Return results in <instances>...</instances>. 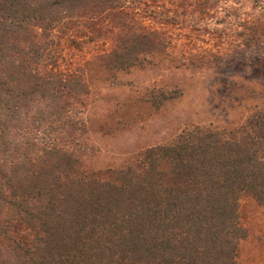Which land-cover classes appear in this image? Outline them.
<instances>
[{
	"label": "trees",
	"instance_id": "obj_1",
	"mask_svg": "<svg viewBox=\"0 0 264 264\" xmlns=\"http://www.w3.org/2000/svg\"><path fill=\"white\" fill-rule=\"evenodd\" d=\"M129 8L0 0V264H237L247 238L240 201L264 206V112L229 139L195 126L106 177L81 169L80 106L91 89L79 63H64L63 45ZM150 31L83 38L104 39L92 55L115 74L162 53Z\"/></svg>",
	"mask_w": 264,
	"mask_h": 264
},
{
	"label": "rangeland",
	"instance_id": "obj_2",
	"mask_svg": "<svg viewBox=\"0 0 264 264\" xmlns=\"http://www.w3.org/2000/svg\"><path fill=\"white\" fill-rule=\"evenodd\" d=\"M129 1V9L107 13L103 25L83 27L78 44L63 45L64 63H79L91 89L80 106L81 169L101 177L195 126L229 139L264 112V0ZM144 26L162 40L163 51L143 66L112 74L92 55L104 39L92 34L95 43L85 48L84 33ZM161 90L170 98L159 104ZM240 218L247 238L237 264H264V206L243 196Z\"/></svg>",
	"mask_w": 264,
	"mask_h": 264
}]
</instances>
